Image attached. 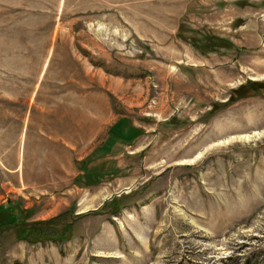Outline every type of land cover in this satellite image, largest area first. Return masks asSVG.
I'll use <instances>...</instances> for the list:
<instances>
[{"label": "rangeland", "instance_id": "1", "mask_svg": "<svg viewBox=\"0 0 264 264\" xmlns=\"http://www.w3.org/2000/svg\"><path fill=\"white\" fill-rule=\"evenodd\" d=\"M0 209V264H264V0H0Z\"/></svg>", "mask_w": 264, "mask_h": 264}, {"label": "trees", "instance_id": "2", "mask_svg": "<svg viewBox=\"0 0 264 264\" xmlns=\"http://www.w3.org/2000/svg\"><path fill=\"white\" fill-rule=\"evenodd\" d=\"M133 131V130H132ZM132 131L128 132V136H131ZM1 209H0V217H6V214L1 216ZM13 214L11 213V216ZM8 218V216H7ZM51 221H39L31 224L32 226L29 229V232L24 235L23 239H26L28 242L34 244L38 242H46L47 240H61L62 237L57 236L54 231L51 229ZM2 227H0V230ZM68 228H66L67 230Z\"/></svg>", "mask_w": 264, "mask_h": 264}, {"label": "crops", "instance_id": "3", "mask_svg": "<svg viewBox=\"0 0 264 264\" xmlns=\"http://www.w3.org/2000/svg\"><path fill=\"white\" fill-rule=\"evenodd\" d=\"M128 132H130V130H129V131H127V135H128Z\"/></svg>", "mask_w": 264, "mask_h": 264}]
</instances>
